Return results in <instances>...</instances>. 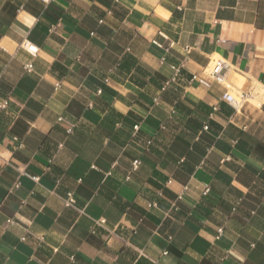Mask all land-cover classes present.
Segmentation results:
<instances>
[{"label": "crops", "instance_id": "1", "mask_svg": "<svg viewBox=\"0 0 264 264\" xmlns=\"http://www.w3.org/2000/svg\"><path fill=\"white\" fill-rule=\"evenodd\" d=\"M0 264H264V0H0Z\"/></svg>", "mask_w": 264, "mask_h": 264}, {"label": "built area", "instance_id": "2", "mask_svg": "<svg viewBox=\"0 0 264 264\" xmlns=\"http://www.w3.org/2000/svg\"><path fill=\"white\" fill-rule=\"evenodd\" d=\"M46 1V0H44ZM28 45H32L34 47V51H30L28 46L26 45V43H23V47L32 55H35L37 52V47L34 46L33 44H31L30 42H27ZM157 44V43H156ZM159 45V44H158ZM186 51H189V48H186ZM187 60V58H184V60H182V62L179 64V66H172V68L175 71V74H177L179 72V68L183 66L184 62ZM25 68L27 70H31L32 68V64L28 63L25 65ZM228 68V64L226 62V60L222 57H217V58H213L204 68L203 72H205L206 74H209V76H211L215 81L219 82V83H223L226 87V90L222 93L221 95V99L230 104L235 110H238L239 108L242 107L243 103L246 101V99L248 98V96L250 95L249 92H242L240 94H237L236 92H234L233 90H231L229 83H226V70ZM198 78V73H193L191 80H195ZM158 99L155 98V101H157ZM6 102H4L2 104V106H5ZM139 165V160L135 159L132 162V169L135 170L137 168V166ZM32 179L36 180V177H31ZM18 185V183L16 184V186ZM187 187L184 186V189H186ZM209 188L205 187L204 189V193L208 192ZM178 198H181L180 195H178ZM62 201L64 203L65 206H69L72 207L74 209H76L79 213H84L85 212V208L84 207H80L76 204L75 201V197L73 195L72 192H68L66 194V196H64L62 198ZM152 205H155L154 203ZM96 223L100 224L102 222H104L103 219H99V220H95ZM222 232V228L218 229V234H220Z\"/></svg>", "mask_w": 264, "mask_h": 264}, {"label": "clouds", "instance_id": "3", "mask_svg": "<svg viewBox=\"0 0 264 264\" xmlns=\"http://www.w3.org/2000/svg\"><path fill=\"white\" fill-rule=\"evenodd\" d=\"M46 2H47V0H46ZM158 11H160L161 16H162L165 20H166V19L169 17V15H170V13H168V12H164L163 10L158 9ZM21 15H22V16H26L27 14L22 12ZM27 22H28V26H29V28H31V27L34 25V23H35V18H34V17H31V16H28V17H27ZM25 43H26V45L28 46V48H29L30 51H34V50H35L34 47H33L32 45H28V44H27V41H26ZM49 59H51V58H49Z\"/></svg>", "mask_w": 264, "mask_h": 264}]
</instances>
